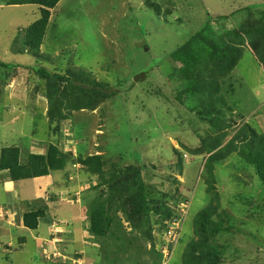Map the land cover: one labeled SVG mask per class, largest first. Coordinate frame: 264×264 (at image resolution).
<instances>
[{"label": "rangeland", "instance_id": "374dc122", "mask_svg": "<svg viewBox=\"0 0 264 264\" xmlns=\"http://www.w3.org/2000/svg\"><path fill=\"white\" fill-rule=\"evenodd\" d=\"M10 1L0 0V62L16 67L0 63V150L17 147L23 163L29 153H45L50 143L74 158L102 155L120 166L142 165L146 185L172 200L179 237L186 236L181 246L174 236L166 259L164 247L173 237L164 227L160 233L153 230L152 246L134 240L116 214L111 232L122 243L110 237L102 245L93 243L85 213L97 180L81 167L68 166L46 178L0 185V264H181L193 218L208 203L226 220L213 219L223 229L212 243L220 263L264 264V186L255 167L238 156L247 144L236 140V152L213 164V179L204 169L211 154H186L182 145L196 151L205 137L219 132L209 129L200 110L186 107L195 102L182 91L169 56L206 25L220 35L258 21L251 34L257 46L264 34V0H61L37 55L17 53L23 30L39 16L37 7L7 6ZM251 45L244 46L241 62L220 84L223 102L216 116L228 128L218 150L244 124L264 137V72ZM30 67L71 75L115 96L100 100L94 111L64 113L65 119L50 121L46 81ZM57 83L60 93L67 83ZM31 205L46 207L36 231L24 229L20 221ZM243 223L258 233L249 236Z\"/></svg>", "mask_w": 264, "mask_h": 264}, {"label": "trees", "instance_id": "16d2710c", "mask_svg": "<svg viewBox=\"0 0 264 264\" xmlns=\"http://www.w3.org/2000/svg\"><path fill=\"white\" fill-rule=\"evenodd\" d=\"M60 2L61 0H12L6 4L7 6H35L38 10L37 20L23 30L20 49L17 50V53L30 52L37 55L45 31L52 21V12ZM146 4L149 9L153 8L152 11L159 13V7H154L155 5L149 1ZM240 12L243 10L234 11L236 14ZM245 12L249 19L252 18V11H249L248 7L245 8ZM253 23L257 26L260 25L258 21H253L252 24L240 26L238 29L226 31L220 35L213 33L210 26L206 25L180 44L169 56L175 64L173 75L183 83L182 91L186 94L187 99L193 98L195 102V104H189L188 101L181 103L185 106L189 104L186 107L191 112L200 110L203 121L208 123L209 129L211 131L217 129L219 132L215 137L206 135L207 137L202 141L203 145L197 150L195 149L196 151L191 152L183 145L182 149L191 156L192 154L200 156L206 153L211 154L204 169L210 179H213V164L227 159L236 152L234 149L236 140H239L240 144L246 143V150L242 149L238 156L255 167L259 180L264 186V137L254 135L249 125H242L235 132L232 140L218 150L221 146L220 141L225 137V130L228 128L216 116L218 114L217 104L223 102L219 95L220 84L227 74L235 70L241 62L246 44H252L253 56L264 72V34L258 36L260 39L257 40V46H254L252 42L254 38L251 36ZM0 63L5 69L16 67ZM28 69L46 81L47 93L45 97L48 100L47 116L50 121L55 118L65 119L64 113L94 111L100 100H108L115 96L114 91L105 93L101 88H98L99 85L89 86L81 79L77 82L76 79H71L73 78L71 75L69 77L50 75L40 67ZM61 81L66 82L67 86L59 93L57 82ZM247 138L252 139L247 142ZM174 151L177 153L176 150ZM77 165L90 176L96 177L97 180L91 187L95 194L91 200L87 201L88 208L85 213L89 222V227L86 230L92 237L93 243L102 245L109 237L122 243L118 235L111 232L112 226L116 222V214H120L128 225L134 240H143L146 243H151L153 230L156 229L160 233L164 227L165 231L168 221L170 222L172 218L179 219L172 203L169 204V201L172 202V200H169L166 194H162V191L154 190L151 186L146 185L142 165L120 166L118 162H110L102 155H93L84 159L80 156L74 158L71 153L63 152L56 145L50 143L45 153L40 155L29 153L23 163L20 150L17 147L2 148L0 150V185L48 177L55 172L65 171L68 166L75 167ZM66 177H69V173H66ZM207 191L209 192V190ZM154 193L156 196L153 195ZM215 196H217L216 193ZM45 213L46 207L44 206L38 208L29 206L27 212H24L20 218L23 228L36 231L40 220L45 219ZM214 217L220 219L216 208H213L209 203L205 208L196 212L193 218V236L185 247L181 264H221V258L212 243L215 242L216 236L223 229L213 221ZM220 221L226 222L223 219ZM246 225L243 223L245 226L243 230H248L249 236L258 233L257 229L252 231L250 223ZM180 226L179 223L178 228L172 233L174 234L173 239H170L167 245L168 254L172 250L173 240L176 239L174 236H177L176 246H181L185 242V234L179 237ZM230 226H226L224 229L229 230ZM59 235L62 237L64 234ZM253 239L255 238L253 237ZM20 241L23 243L24 239L22 238ZM151 245L153 246L152 243ZM153 253H156L154 249ZM156 255L160 254L156 253ZM75 258L81 259V256L76 255Z\"/></svg>", "mask_w": 264, "mask_h": 264}, {"label": "clouds", "instance_id": "9594fccd", "mask_svg": "<svg viewBox=\"0 0 264 264\" xmlns=\"http://www.w3.org/2000/svg\"><path fill=\"white\" fill-rule=\"evenodd\" d=\"M38 155H40V154H38ZM76 167V166H75ZM77 167L79 168L80 166H78L77 165ZM49 177V176H48ZM43 178H45V177H43ZM35 179H39V178H35ZM34 180V179H33ZM178 224H179V221H178V219L177 218H172L171 219V221L169 222H167L166 223V230H165V234H168V237L170 238H172V236H170V233H173L177 228H178ZM177 226V227H176ZM168 238V239H169ZM166 247H164V253L166 254L167 253V256L165 257L166 259H167V257H168V250L167 249H165ZM167 251V252H166ZM161 252V251H160ZM163 253V256H165V254Z\"/></svg>", "mask_w": 264, "mask_h": 264}, {"label": "built area", "instance_id": "2783aa9c", "mask_svg": "<svg viewBox=\"0 0 264 264\" xmlns=\"http://www.w3.org/2000/svg\"><path fill=\"white\" fill-rule=\"evenodd\" d=\"M167 256V253L165 254V257Z\"/></svg>", "mask_w": 264, "mask_h": 264}, {"label": "crops", "instance_id": "0c3cea01", "mask_svg": "<svg viewBox=\"0 0 264 264\" xmlns=\"http://www.w3.org/2000/svg\"><path fill=\"white\" fill-rule=\"evenodd\" d=\"M46 178V177H45ZM40 179V178H39Z\"/></svg>", "mask_w": 264, "mask_h": 264}]
</instances>
